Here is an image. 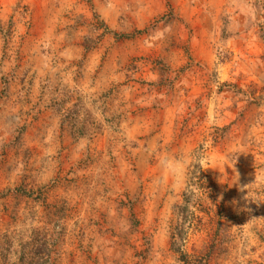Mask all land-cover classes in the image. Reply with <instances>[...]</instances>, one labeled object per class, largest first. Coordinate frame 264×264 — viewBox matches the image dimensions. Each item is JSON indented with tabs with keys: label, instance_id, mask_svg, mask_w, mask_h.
<instances>
[{
	"label": "rangeland",
	"instance_id": "1",
	"mask_svg": "<svg viewBox=\"0 0 264 264\" xmlns=\"http://www.w3.org/2000/svg\"><path fill=\"white\" fill-rule=\"evenodd\" d=\"M181 251L264 264V0H0V264Z\"/></svg>",
	"mask_w": 264,
	"mask_h": 264
},
{
	"label": "trees",
	"instance_id": "2",
	"mask_svg": "<svg viewBox=\"0 0 264 264\" xmlns=\"http://www.w3.org/2000/svg\"><path fill=\"white\" fill-rule=\"evenodd\" d=\"M193 176H194V178H195V181H196L198 187H203L204 185H206V182H205V180L203 179L204 176H203L202 173H200V172H195ZM193 194H194V193H193ZM211 197H212V201H213V203H214V204H217V201H216V199L214 198V196H211ZM185 201H186L187 203H189V200H188L187 198L185 199ZM171 237H172V239H173V240H172V243H173V244L176 243V242H177V239H179V235H178L177 231H176V232L173 231ZM181 255L184 257V258L182 259V261H184V262L186 261L187 264H208V262H207V260H206L205 257L194 256L193 259H192V258H189V254H186V253H184V252H182V251H181Z\"/></svg>",
	"mask_w": 264,
	"mask_h": 264
}]
</instances>
